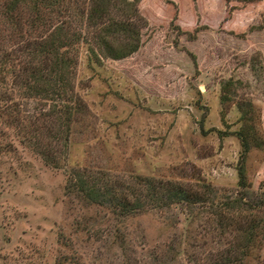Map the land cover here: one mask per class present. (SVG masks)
I'll list each match as a JSON object with an SVG mask.
<instances>
[{"label":"rangeland","instance_id":"obj_1","mask_svg":"<svg viewBox=\"0 0 264 264\" xmlns=\"http://www.w3.org/2000/svg\"><path fill=\"white\" fill-rule=\"evenodd\" d=\"M171 1L139 4L148 27L132 57L98 60L82 47L75 83L90 115L73 127L70 148L54 142L49 160L0 118V264H56L67 256L83 264H223L230 251L239 256L246 241L236 227L222 232L158 205L120 221L72 186L75 171L125 184L137 176L180 180L172 169L184 166L237 193L242 148L225 131L247 125L261 145L247 157L248 176L264 200V0ZM241 106L252 121L240 123ZM41 108L27 109L38 115ZM262 231L249 264H264Z\"/></svg>","mask_w":264,"mask_h":264},{"label":"trees","instance_id":"obj_2","mask_svg":"<svg viewBox=\"0 0 264 264\" xmlns=\"http://www.w3.org/2000/svg\"><path fill=\"white\" fill-rule=\"evenodd\" d=\"M224 1L227 5L242 6L262 2ZM141 2L0 0V118L16 123L18 136L40 155L49 160L53 158L50 148L54 142L56 147L70 148L73 127L90 115L75 83L82 47L86 45L91 57L98 60L105 57L116 61L126 60L141 49L142 32L148 27V21L139 12ZM2 22L10 29H2ZM13 30L14 34H8ZM198 34L199 28L189 37L196 41ZM190 56L197 66L195 56ZM222 93L223 106L228 93L224 87ZM33 102L42 105L38 115L28 112ZM49 103L51 106L46 110ZM239 113L240 123L250 120L249 109L245 111L241 106ZM221 117L225 124L224 108ZM251 129L245 125L230 135L225 131V136H235L242 148L237 168L238 191L234 194L208 183L196 167L189 174L184 166L172 169L174 174L181 171L180 180L137 176L133 183L125 184L112 179L102 183L86 171H75L72 186L84 201L107 209L120 221L140 214L148 206L158 205L164 209L175 208L192 223L197 219L210 220L222 232L236 227L243 233L246 245L239 256L230 251L221 261L231 264L226 260L231 255L232 264L235 258L238 264H249L254 257L251 245L258 242L260 230L264 232V219L260 216L264 212V200L262 194L253 190L246 166L253 146H261ZM46 135L52 143H47ZM56 264L83 263L67 256L59 258Z\"/></svg>","mask_w":264,"mask_h":264}]
</instances>
